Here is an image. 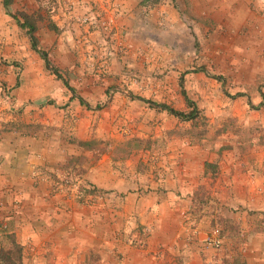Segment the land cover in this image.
Returning <instances> with one entry per match:
<instances>
[{"label":"rangeland","instance_id":"1","mask_svg":"<svg viewBox=\"0 0 264 264\" xmlns=\"http://www.w3.org/2000/svg\"><path fill=\"white\" fill-rule=\"evenodd\" d=\"M211 12L206 19L214 23ZM16 19L33 25L37 47L87 104L44 65L27 25ZM199 22V0H0V155L13 160L30 192L57 200L63 216L53 217V225L69 228L73 211L83 208L117 218L123 195L134 201L149 191L169 195L175 175L196 179L186 192L189 229L218 226L222 240H264V48L248 41L238 52L234 45L233 58L225 51L230 44L204 39ZM182 89L196 104L192 118L136 97L187 111ZM16 195L14 208L23 216L25 196ZM150 218L113 219V239L150 240ZM5 220L0 240L4 234L36 240L9 231ZM14 242L0 264H99L102 258L92 242L87 250L78 244L73 260L72 251L50 241ZM117 242L149 247L157 264H169L167 241ZM199 246L200 264H264V241Z\"/></svg>","mask_w":264,"mask_h":264},{"label":"crops","instance_id":"2","mask_svg":"<svg viewBox=\"0 0 264 264\" xmlns=\"http://www.w3.org/2000/svg\"><path fill=\"white\" fill-rule=\"evenodd\" d=\"M199 1L203 3V23H199L200 26L203 27L204 39H212L220 46L225 45V48H228L227 45L230 44V48L225 49L227 52L226 55L230 54L231 57L234 58L235 54L233 55V52L236 51H234V45H236L238 52L243 51L246 50L245 46L248 41H253L255 45H261L264 48V12L262 9L264 0L262 2L256 0L258 3H254L253 0L249 5L246 4V2H242V0ZM218 4H220V7ZM211 10L215 17L219 19L217 22H215L217 20L215 17H213V19H215L214 23H211L210 18V21L206 19V17L212 16L209 14ZM204 21L208 22L205 24ZM220 24L222 25L220 26ZM242 27L245 28L243 33L241 32ZM222 50L224 51V48ZM251 74L254 73L252 72ZM16 169L10 157L2 154L0 155V222L2 218L4 220L6 219L5 221L8 227H12V230L9 229V231H15L17 236L22 233H30V236L33 234L36 240H43L47 237L46 235H48L50 240H114L112 237V229L115 227L116 223L118 224V220H123L124 218L129 219L131 216L132 218H136L141 215L151 217L150 223L153 225V231L149 236V238L151 237L150 240H200L203 236L202 233L204 234V231L198 230L197 227H191V229H189L185 221H183V218L187 219L189 215H191V196L188 193L196 185V179L194 178H189L185 181L174 175V177L169 180V187H172L173 190L169 191V195H159L158 197L153 194L155 191H149L150 193H147L148 195L145 197H138L135 201L134 197L129 195L130 193L128 195H123L121 209L118 211L117 218L111 217L105 212H103L104 214L102 216H99L98 211H95L93 208H83L80 212L78 210L73 211V214L76 216L73 217L71 221L69 220L68 224L70 227L63 229V226L56 227L57 223L53 225L51 222V220L54 221L53 217L63 216L62 213H57V210L60 209L57 205V200L51 196H47V193L42 195L40 191H37L38 193L30 192L33 191L30 183H28L26 178L19 175V171ZM192 173L194 172L191 168L189 174L191 175ZM125 183L124 181L122 182V184ZM114 185L115 184L112 182L102 183L104 187ZM16 190H22L25 196L23 198V206L28 212L23 216H20V214L16 212V208H14V200L17 197ZM179 190L185 191V195H179L177 193ZM19 210H21V208ZM16 213L19 217L18 220L22 221L19 223V227L22 226V229L17 227L18 223L15 219L17 216ZM113 219L117 221L114 222ZM3 224H5V222H3ZM168 227L171 228L170 232L165 235V230ZM34 230H41V232L33 233ZM159 233L161 237L158 238L156 235ZM163 235H165V237L168 236L169 239H165ZM36 242L41 245L45 244L44 241ZM79 242L80 241H50L51 244L53 243L52 246L61 247V250H63L65 254L72 251V260L74 251H78L80 246L87 250V245H92V242L94 244L97 243L96 251L102 254L99 264H157L153 259V251L151 253L149 247L143 250L128 247L117 241ZM105 242L108 244H105ZM155 242L156 241H150L149 243L154 244ZM157 242L162 243V241ZM101 243L104 245L101 246ZM167 243L170 244L167 248L169 264H200L202 261L198 253V251L201 250L199 246L200 241H167ZM74 244L78 247L75 250L73 249ZM98 244L102 249L99 248ZM179 255H181L184 260L178 261L179 258L177 257H179Z\"/></svg>","mask_w":264,"mask_h":264},{"label":"trees","instance_id":"3","mask_svg":"<svg viewBox=\"0 0 264 264\" xmlns=\"http://www.w3.org/2000/svg\"><path fill=\"white\" fill-rule=\"evenodd\" d=\"M6 1H7V0H3V3H4L5 5H6ZM13 16H14V15H13ZM14 17H15V16H14ZM16 21H17V23H18L19 25H21V26H23V25H27V32H28V35H29L30 45H31V47H32L34 50H36V51L39 52V55H40L41 58L43 59L44 65H45L46 67L50 68V69L56 74V76L59 77V78L61 79V81L63 82L64 86L67 87V88L71 91V95L74 96V97H76L77 100H78V102H79L80 104H87V102L83 99V97H81L77 92H75V90L72 88V86H70V85L68 84L67 80H66L63 76H61V75L59 74V72H57V69H56L54 66H52V65L49 64V60H48V58H47L46 52H45L44 50H41V49H39V48L37 47L36 38H35L34 34L32 33L33 25L30 24V23L27 22V21H23V22H21L19 19H16ZM180 80H181V79H180ZM180 83H181V82H180ZM182 92H183V96H184V99H185L187 105H189V107H190V109L187 110V111H183V110L176 109V108H174V107H172V106H170V105H168V104H166V103H164V102H159V101L150 100V99H148V98H144V97H142V96H136V97H138L139 99L144 100V101H146V102H149V103H151L152 105H155V106H158V107H160V108H163V109H165L167 112H169V113H171V114H173V115H175V116L181 117V118H183V119L192 118V117L196 114V111H197L196 104H195V102H194L191 98H189V97L185 94V92H184L183 89H182ZM3 236H5L6 240H13L12 238H10L9 234H6V235L4 234ZM14 243H15L14 241H6L5 248L3 247L4 245H3L2 247H0V256H2L1 253H3L2 258H3V259H6L5 261H7V262H8L9 254H10V252H9V251H10V246H11V245L14 246ZM15 245H16V244H15ZM4 253H5V254H4ZM3 261H4V260H3Z\"/></svg>","mask_w":264,"mask_h":264},{"label":"built area","instance_id":"4","mask_svg":"<svg viewBox=\"0 0 264 264\" xmlns=\"http://www.w3.org/2000/svg\"><path fill=\"white\" fill-rule=\"evenodd\" d=\"M203 240H222L223 234L218 226L211 227L208 231L204 232ZM211 247H219L222 241H204Z\"/></svg>","mask_w":264,"mask_h":264}]
</instances>
